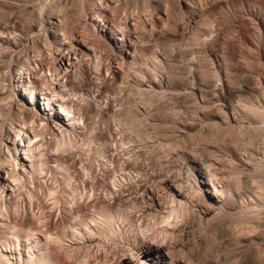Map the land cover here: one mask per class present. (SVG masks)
I'll use <instances>...</instances> for the list:
<instances>
[{
    "label": "clouds",
    "instance_id": "9594fccd",
    "mask_svg": "<svg viewBox=\"0 0 264 264\" xmlns=\"http://www.w3.org/2000/svg\"><path fill=\"white\" fill-rule=\"evenodd\" d=\"M153 250L264 264V0H0V264Z\"/></svg>",
    "mask_w": 264,
    "mask_h": 264
},
{
    "label": "bare ground",
    "instance_id": "6f19581e",
    "mask_svg": "<svg viewBox=\"0 0 264 264\" xmlns=\"http://www.w3.org/2000/svg\"><path fill=\"white\" fill-rule=\"evenodd\" d=\"M109 27H111V23L109 24ZM105 34L107 35L108 33H107V30H105ZM110 38V37H109ZM82 46V45H81ZM211 198V197H210ZM154 251V250H153ZM156 251V257H157V260H158V255H157V250H155ZM152 252V251H151ZM151 252H148V251H145L144 253H143V258L145 259V261H147L148 260V257H150L151 256ZM147 264H150V263H148L147 262ZM153 264H157V261L156 262H153Z\"/></svg>",
    "mask_w": 264,
    "mask_h": 264
},
{
    "label": "rangeland",
    "instance_id": "374dc122",
    "mask_svg": "<svg viewBox=\"0 0 264 264\" xmlns=\"http://www.w3.org/2000/svg\"><path fill=\"white\" fill-rule=\"evenodd\" d=\"M109 24H110V22H109ZM156 261H157L156 251L154 250L151 252V256L148 257V260L146 262L153 264V262H156Z\"/></svg>",
    "mask_w": 264,
    "mask_h": 264
}]
</instances>
